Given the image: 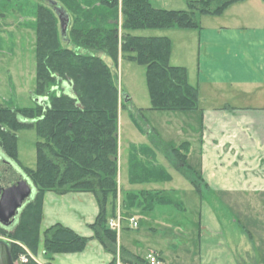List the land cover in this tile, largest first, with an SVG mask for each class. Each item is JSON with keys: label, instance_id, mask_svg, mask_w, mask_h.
<instances>
[{"label": "trees", "instance_id": "trees-1", "mask_svg": "<svg viewBox=\"0 0 264 264\" xmlns=\"http://www.w3.org/2000/svg\"><path fill=\"white\" fill-rule=\"evenodd\" d=\"M237 1L242 0H187L186 8L156 6L151 0H42L36 4L35 18L27 23L36 31L37 77L32 94L34 99H45L31 106L10 105L0 99V150L19 163L30 187L16 220L9 226L0 224V234L7 236L15 262L27 250L36 254L41 244L51 259L59 252L81 251L90 240L60 222L48 226L41 236L47 190L95 194L100 210L90 225L95 237L114 253L110 264L117 262L118 232L109 220L117 214L119 195L125 215L162 206L186 209L165 188L139 187L172 180L169 167L201 192L203 179L187 159L190 141L166 142L138 121L155 147L130 144L127 174L131 186L121 183L119 113L132 98L121 87L117 68L121 57L146 67L151 109L198 108L199 87L189 81L187 66L170 62L172 39L134 31L199 28L201 14H220ZM69 13L72 22L65 27L61 17ZM32 127L39 136L35 167L23 165L18 154L17 130ZM156 149L167 164L160 162ZM120 250L125 264H149L146 257ZM16 264L40 263L31 258Z\"/></svg>", "mask_w": 264, "mask_h": 264}, {"label": "crops", "instance_id": "crops-1", "mask_svg": "<svg viewBox=\"0 0 264 264\" xmlns=\"http://www.w3.org/2000/svg\"><path fill=\"white\" fill-rule=\"evenodd\" d=\"M62 18L71 24L70 13ZM199 20V28L175 27L154 34L172 39L170 62L187 66L189 81L200 91L198 108L180 110L188 115V126L184 122L177 128L188 135L182 140L190 141L188 162L203 179L201 192L188 180L187 196L181 199L185 212L191 204L196 210L189 211L188 222L174 219L168 206L134 213L153 215L149 233L157 235L163 226L169 238L151 240V234L139 233L140 223L132 227L125 220L116 255L122 248L143 257L156 251L166 264H264V1H237L220 14H201ZM99 210L92 191L47 190L40 229L60 222L90 240L81 251L59 252L51 259L41 244L37 261L110 264L114 253L90 225ZM174 229L181 234L180 246L170 241ZM132 230L136 235L129 234Z\"/></svg>", "mask_w": 264, "mask_h": 264}, {"label": "rangeland", "instance_id": "rangeland-1", "mask_svg": "<svg viewBox=\"0 0 264 264\" xmlns=\"http://www.w3.org/2000/svg\"><path fill=\"white\" fill-rule=\"evenodd\" d=\"M40 1L42 0H0V99L10 105L31 106L36 103L32 94L36 85L37 77L36 31L28 24L34 20L36 4ZM152 1L155 5L167 8H186L188 5L187 0ZM161 30L163 31L162 28L137 29L134 33L154 35ZM104 57L108 61H111L110 57L105 55ZM117 71L121 87L130 94L131 98L133 97L131 101H125L126 104L120 108L119 113L121 165L119 179L123 185L127 186L130 185L127 174L130 144L148 143L149 145L154 146L151 137L148 136V132L155 134L156 136L159 135L164 141L166 140L173 144H178L183 139H187L188 135H181L177 128L182 127L184 122L186 123V126H188L189 122H186L188 120V115L180 110L178 113H174L171 110L149 108L151 100L146 81V67L144 65L133 60L122 58L119 61ZM137 121L146 128L148 132L142 131L138 127ZM17 133L20 162L25 166L35 167L37 165V141L39 139L36 129L34 127L20 128L17 130ZM2 152L3 151L0 150V159L5 157ZM157 153L160 162L162 164H167L164 154L160 150H158ZM10 161L15 168L25 176L19 163L12 160ZM170 168L171 167L168 169L174 175L172 180L157 184L142 183L139 187H151L152 185L161 184V186L166 189L176 188L177 190L175 191L170 190L169 194L174 198H179L178 200L181 201L185 195V187L187 185L190 186L188 183L189 181L181 172ZM28 198L29 194L23 198L22 202L25 203ZM120 202L119 195L117 204L119 203L120 205ZM189 207L190 209L188 212H185V209H175L173 207H168V209L172 212L174 219H183L184 222H188L187 219L191 220V214L189 211L196 210L194 204L189 205ZM139 217V233L151 234V240H154V237H158L161 239L164 238L163 240L167 241L170 231H168V229L164 230L163 226H160L157 235L149 233L151 232L150 226L154 219L153 215L144 214ZM45 227L46 226H44V228ZM43 231L44 230H41V236ZM177 231L179 232L178 229L172 231L170 241L171 243H176L180 246L181 243L179 240L181 234H178ZM136 233V230H132L129 234L136 235ZM0 238L8 239L7 236L2 234H0ZM144 247V251H146L148 248L147 242L144 243ZM180 248L181 247H179V249ZM257 252L258 250H256V253ZM259 252V255L262 256L263 252L261 250H259ZM22 254L26 255V262L31 258L37 261L35 254L30 250H27L26 253Z\"/></svg>", "mask_w": 264, "mask_h": 264}, {"label": "water", "instance_id": "water-1", "mask_svg": "<svg viewBox=\"0 0 264 264\" xmlns=\"http://www.w3.org/2000/svg\"><path fill=\"white\" fill-rule=\"evenodd\" d=\"M61 21L63 23L62 17ZM44 99L42 96L35 98L38 102H43ZM28 194H30L28 180L9 159L2 157L0 159V224L9 226L16 220L25 205L22 202L23 198ZM0 264H16L10 244L3 238H0Z\"/></svg>", "mask_w": 264, "mask_h": 264}, {"label": "built area", "instance_id": "built-area-1", "mask_svg": "<svg viewBox=\"0 0 264 264\" xmlns=\"http://www.w3.org/2000/svg\"><path fill=\"white\" fill-rule=\"evenodd\" d=\"M125 220H128L132 227H137L139 224L138 217L135 214L126 216L125 214L121 212L120 205H119L117 214L110 218L109 225L111 228L115 229L119 234L121 230L124 228ZM145 257L149 264H166L163 257L156 251H153V250L149 251ZM116 258H117L116 264H125L122 261L120 254H118ZM26 259H27L26 255L22 254L17 259L16 263H19L21 261H26Z\"/></svg>", "mask_w": 264, "mask_h": 264}]
</instances>
